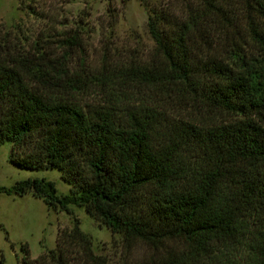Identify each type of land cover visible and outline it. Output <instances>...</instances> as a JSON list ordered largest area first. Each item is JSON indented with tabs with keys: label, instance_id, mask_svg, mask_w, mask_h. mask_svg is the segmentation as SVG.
<instances>
[{
	"label": "trees",
	"instance_id": "1",
	"mask_svg": "<svg viewBox=\"0 0 264 264\" xmlns=\"http://www.w3.org/2000/svg\"><path fill=\"white\" fill-rule=\"evenodd\" d=\"M146 30L153 60L99 74L108 93L100 106L32 88L50 80L40 61L0 59V143L18 147L9 160L56 169L69 186L58 196L53 182L33 178L0 191H29L66 213L82 206L126 247L181 246L149 264H264V0H165L148 7ZM66 78L62 87H80ZM139 85L168 100L143 103ZM181 109L224 119L196 123ZM237 247L247 249L243 262L217 259ZM21 249L22 264L104 263L76 219L36 258Z\"/></svg>",
	"mask_w": 264,
	"mask_h": 264
},
{
	"label": "rangeland",
	"instance_id": "2",
	"mask_svg": "<svg viewBox=\"0 0 264 264\" xmlns=\"http://www.w3.org/2000/svg\"><path fill=\"white\" fill-rule=\"evenodd\" d=\"M164 1L0 0V59L8 63L26 58L40 61L47 66L50 80L42 84L31 78L32 88L82 108L100 106L108 100V93L97 81L99 74L118 65L153 60V42L146 30L147 9ZM70 37L76 42L72 46L64 43ZM61 69L66 74H59L61 80L53 81L52 77ZM72 75L80 86L74 91L61 86L67 83L66 76L72 79ZM136 88L147 105L159 107L162 99L168 100L156 87ZM175 113L202 124L224 119L218 113L193 109ZM11 148L18 149L7 141L0 143V188L9 189L25 179L43 178L53 182L58 196L68 193L69 186L58 170L19 167L9 160ZM69 212L52 209L29 191L21 195L0 191V264H22V245H26L31 259L45 249H52L57 229L70 228L74 219L90 237L93 252L103 264H149L166 257L167 252L177 254L181 249L175 243L157 249L141 242L126 247L120 233H111L82 206L70 205ZM246 251L244 247L230 248L217 254V259L223 263L228 259L243 262ZM191 264H216V261L205 259Z\"/></svg>",
	"mask_w": 264,
	"mask_h": 264
}]
</instances>
